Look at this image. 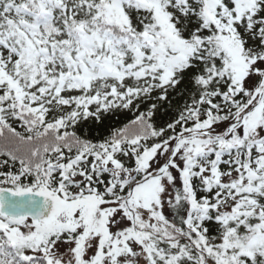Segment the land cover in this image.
Returning a JSON list of instances; mask_svg holds the SVG:
<instances>
[{
  "label": "snow or ice",
  "instance_id": "6c2138e0",
  "mask_svg": "<svg viewBox=\"0 0 264 264\" xmlns=\"http://www.w3.org/2000/svg\"><path fill=\"white\" fill-rule=\"evenodd\" d=\"M0 264H264V0H0Z\"/></svg>",
  "mask_w": 264,
  "mask_h": 264
},
{
  "label": "trees",
  "instance_id": "16d2710c",
  "mask_svg": "<svg viewBox=\"0 0 264 264\" xmlns=\"http://www.w3.org/2000/svg\"><path fill=\"white\" fill-rule=\"evenodd\" d=\"M174 104L179 103L178 99H174ZM164 112V109H161V113ZM133 118L132 113L124 110L120 112H116L115 114H108L104 117L102 124H95L92 121H89L85 126L89 129L91 135H95L97 132L101 135L107 133V131L114 126H119L120 124L127 122V120ZM157 119H167V116H163L160 113L157 115Z\"/></svg>",
  "mask_w": 264,
  "mask_h": 264
}]
</instances>
